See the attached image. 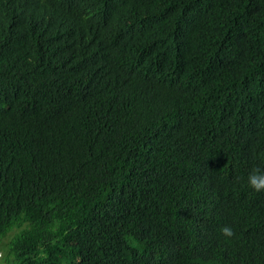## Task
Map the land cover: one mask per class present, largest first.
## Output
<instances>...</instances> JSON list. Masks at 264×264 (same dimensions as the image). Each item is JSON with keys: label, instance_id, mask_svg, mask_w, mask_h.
Segmentation results:
<instances>
[{"label": "trees", "instance_id": "trees-1", "mask_svg": "<svg viewBox=\"0 0 264 264\" xmlns=\"http://www.w3.org/2000/svg\"><path fill=\"white\" fill-rule=\"evenodd\" d=\"M254 168L264 0H0L3 264H264Z\"/></svg>", "mask_w": 264, "mask_h": 264}, {"label": "clouds", "instance_id": "clouds-1", "mask_svg": "<svg viewBox=\"0 0 264 264\" xmlns=\"http://www.w3.org/2000/svg\"><path fill=\"white\" fill-rule=\"evenodd\" d=\"M247 183L254 191L264 190V172L254 168L248 174ZM221 231L226 236H230L232 234V231L229 227H223ZM9 259H11V256H9ZM0 264H3V262L0 261Z\"/></svg>", "mask_w": 264, "mask_h": 264}]
</instances>
